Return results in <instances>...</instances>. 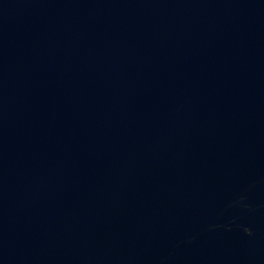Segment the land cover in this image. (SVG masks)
Returning a JSON list of instances; mask_svg holds the SVG:
<instances>
[{
  "label": "water",
  "instance_id": "1",
  "mask_svg": "<svg viewBox=\"0 0 264 264\" xmlns=\"http://www.w3.org/2000/svg\"><path fill=\"white\" fill-rule=\"evenodd\" d=\"M0 264H264V0H0Z\"/></svg>",
  "mask_w": 264,
  "mask_h": 264
}]
</instances>
